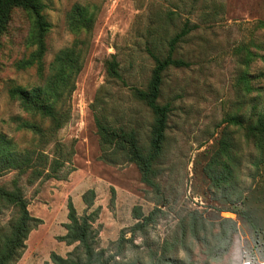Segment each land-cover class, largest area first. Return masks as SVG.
<instances>
[{
  "label": "rangeland",
  "instance_id": "rangeland-1",
  "mask_svg": "<svg viewBox=\"0 0 264 264\" xmlns=\"http://www.w3.org/2000/svg\"><path fill=\"white\" fill-rule=\"evenodd\" d=\"M44 4L50 28L41 65L19 67L36 49L29 42L33 18L27 11H13L0 40V131L19 150H36L43 171L39 177L11 171L0 178V185L10 191L15 184L21 187L31 216L39 221L14 264H45L53 252L66 257L74 250L75 245L59 239L67 233L70 200L80 217L94 213L96 248L105 249L107 255L118 253L122 234L131 237L129 231L137 222L133 209L141 206L146 215L157 207L163 211L147 229L151 243L161 244L190 211H199L209 219L237 222L232 242L224 236L215 242L219 255L211 264H233L237 249L239 264L243 260L261 264L264 147L261 150L226 121L232 114L264 112V0H44ZM76 5L88 7L94 15L88 35L70 28ZM187 22L193 29L179 44L176 56L190 66L171 68L164 74L159 100L171 104V114L164 156L158 165V194L142 182L136 164L123 157L115 164L106 160L111 150H104L97 119L113 127L136 129L141 143L147 145L153 115L131 89H147L155 66L150 51L164 54L168 41ZM82 39L88 40V50L64 105L70 119L55 130L50 119L23 110L9 89L46 86L54 75L52 66L58 54ZM114 60L121 80L108 74ZM16 117L37 124L42 133L19 129V123L12 121ZM223 131L233 141L237 164L236 191L230 188L225 194L213 188L203 173L220 148ZM90 190L95 197L88 208L84 195ZM240 194L242 201L238 202ZM17 216L14 206L0 204V235ZM146 237L137 235L135 244L141 247ZM193 249L192 260L203 264L206 250L197 244ZM184 255L181 250L179 257Z\"/></svg>",
  "mask_w": 264,
  "mask_h": 264
},
{
  "label": "trees",
  "instance_id": "trees-1",
  "mask_svg": "<svg viewBox=\"0 0 264 264\" xmlns=\"http://www.w3.org/2000/svg\"><path fill=\"white\" fill-rule=\"evenodd\" d=\"M44 7V0H0V40L7 31L15 9L25 10L33 18V31L29 42L36 49L30 58L19 63L22 69L36 63L41 65L47 51L45 36L50 24L43 14ZM69 21L73 31L79 33L85 31L84 33L88 35L92 31L94 15L88 7L76 5L70 14ZM261 27L264 28V22L261 23ZM192 29L189 22L185 23L181 31L168 41L164 54L150 51L155 66L148 87L147 89L136 87L131 89L134 97L143 102L153 115L146 146L141 143L136 129L113 127L105 123L102 118L97 119L104 150L107 152L111 150L110 157H106V160L115 164L123 157L136 164L142 182L158 194L161 192L160 184L157 182V177L161 173L158 165L164 156L171 114V104L163 105L159 102L164 74L171 68L180 69L190 66L184 59L178 58L176 52L179 44L192 32ZM88 44V40L82 39L72 47L62 50L54 61L52 66L54 75L46 86H36L30 90L23 87H10L9 94L20 101L23 110L40 115L44 119H50L55 130L61 129L70 119L69 110H65L64 105L75 88V79L82 70ZM108 74L111 79H122L119 64L115 60L109 63ZM245 84L249 91L248 83L245 82ZM12 121L19 123V129L42 133V129L37 124L25 121L21 117L13 118ZM226 122L237 126L247 138H252L263 150L264 112H254L251 116L245 113L232 114ZM234 150L235 146L229 133L223 131L220 148L203 168V173L210 181V185L223 194L230 188L236 191L234 180L237 164ZM35 152L36 150L32 149L19 150L13 139L0 131V178L11 171H18L20 174L31 172V176H41L43 173L39 169L41 158L36 159L39 154ZM44 160L45 158L42 162ZM33 180L34 178H31L30 182L32 183ZM94 197V190L84 195L88 208L93 205ZM241 201L240 194L238 202ZM0 204L5 208L14 206L18 212V216L9 228L4 229L0 235V264H14L22 255L25 242L30 232L38 226L39 221L31 216L23 191L16 184L11 191L0 185ZM68 210L69 222L65 224L67 233L59 239L68 246L75 245V248L66 257L53 252L50 262L45 264H195L192 260L195 244L201 246V250H206L204 254L208 257L203 264H211L219 255L216 251L218 243L215 244V242L221 236L228 237L229 242H232L238 230L237 222L232 218L209 219L199 211H190L181 220L174 234L161 244H154L146 237L147 229L157 222L163 211L157 207L146 215L141 206H135L133 217L137 222L129 231L131 237L127 238L122 234L117 242L118 253L107 255L105 249L98 251L96 248L97 235L93 230L94 213L80 217L72 200L68 203ZM224 211L220 210V212ZM232 213L236 212L232 211ZM139 234L146 237L141 247L135 244V238ZM181 250H184L183 258L179 257ZM129 253H132V256L129 257Z\"/></svg>",
  "mask_w": 264,
  "mask_h": 264
},
{
  "label": "clouds",
  "instance_id": "clouds-1",
  "mask_svg": "<svg viewBox=\"0 0 264 264\" xmlns=\"http://www.w3.org/2000/svg\"><path fill=\"white\" fill-rule=\"evenodd\" d=\"M239 262H240V255H239V249H237L236 254L233 258V264H239ZM242 264H251V262L248 260H243Z\"/></svg>",
  "mask_w": 264,
  "mask_h": 264
},
{
  "label": "built area",
  "instance_id": "built-area-1",
  "mask_svg": "<svg viewBox=\"0 0 264 264\" xmlns=\"http://www.w3.org/2000/svg\"><path fill=\"white\" fill-rule=\"evenodd\" d=\"M251 264H254V263H251ZM262 264V263H261Z\"/></svg>",
  "mask_w": 264,
  "mask_h": 264
}]
</instances>
